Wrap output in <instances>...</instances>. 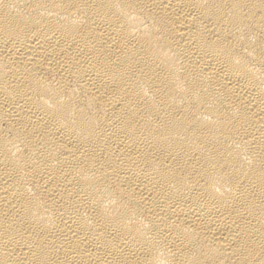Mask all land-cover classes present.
<instances>
[{"label":"bare ground","instance_id":"bare-ground-1","mask_svg":"<svg viewBox=\"0 0 264 264\" xmlns=\"http://www.w3.org/2000/svg\"><path fill=\"white\" fill-rule=\"evenodd\" d=\"M0 264H264V0H0Z\"/></svg>","mask_w":264,"mask_h":264}]
</instances>
